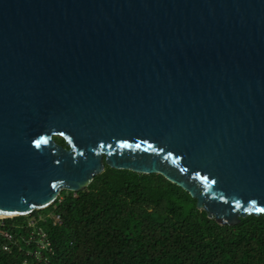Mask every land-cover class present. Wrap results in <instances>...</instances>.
Here are the masks:
<instances>
[{
  "label": "water",
  "instance_id": "1",
  "mask_svg": "<svg viewBox=\"0 0 264 264\" xmlns=\"http://www.w3.org/2000/svg\"><path fill=\"white\" fill-rule=\"evenodd\" d=\"M105 165L264 216V0H0V215Z\"/></svg>",
  "mask_w": 264,
  "mask_h": 264
},
{
  "label": "trees",
  "instance_id": "2",
  "mask_svg": "<svg viewBox=\"0 0 264 264\" xmlns=\"http://www.w3.org/2000/svg\"><path fill=\"white\" fill-rule=\"evenodd\" d=\"M195 202L160 174L105 165L83 190L61 191L48 213L0 219V264H264L262 214L219 225ZM39 215L45 219L28 226ZM38 228L50 249L36 258L27 255L36 243L25 239L38 238Z\"/></svg>",
  "mask_w": 264,
  "mask_h": 264
},
{
  "label": "built area",
  "instance_id": "3",
  "mask_svg": "<svg viewBox=\"0 0 264 264\" xmlns=\"http://www.w3.org/2000/svg\"><path fill=\"white\" fill-rule=\"evenodd\" d=\"M48 215L53 218V223H56V222L60 221V216L58 214H51L50 213ZM44 216H46V215H44ZM44 216L43 215H39L36 218L34 216L29 217L28 220H27L28 226L34 227L38 221L45 219ZM36 234L39 235L38 238H35L34 232H31L29 234V236L25 240H26L27 243H30V242H33V241L36 243L35 250L28 251L27 255L38 258L39 256H41V251L42 250H44V249L49 250L50 249V243L46 240V233L43 232L42 229L38 228L37 231H36ZM5 235H7V237H9V238L11 237L7 233H5Z\"/></svg>",
  "mask_w": 264,
  "mask_h": 264
},
{
  "label": "rangeland",
  "instance_id": "4",
  "mask_svg": "<svg viewBox=\"0 0 264 264\" xmlns=\"http://www.w3.org/2000/svg\"><path fill=\"white\" fill-rule=\"evenodd\" d=\"M44 213H48L49 212V209H42ZM25 216H28V215H25ZM4 217H0V219H3Z\"/></svg>",
  "mask_w": 264,
  "mask_h": 264
},
{
  "label": "bare ground",
  "instance_id": "5",
  "mask_svg": "<svg viewBox=\"0 0 264 264\" xmlns=\"http://www.w3.org/2000/svg\"><path fill=\"white\" fill-rule=\"evenodd\" d=\"M5 215H0V217H4Z\"/></svg>",
  "mask_w": 264,
  "mask_h": 264
}]
</instances>
